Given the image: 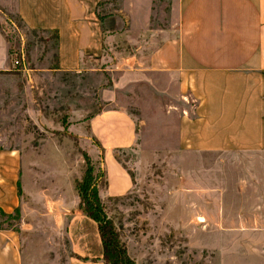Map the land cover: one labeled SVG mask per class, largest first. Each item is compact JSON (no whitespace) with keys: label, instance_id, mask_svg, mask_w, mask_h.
Returning <instances> with one entry per match:
<instances>
[{"label":"rangeland","instance_id":"obj_1","mask_svg":"<svg viewBox=\"0 0 264 264\" xmlns=\"http://www.w3.org/2000/svg\"><path fill=\"white\" fill-rule=\"evenodd\" d=\"M99 13L113 34L104 55L90 59L89 69L65 71L56 69L57 33L27 26L16 0H0V54L8 46L11 59L0 69V145L23 153L22 204L0 223L21 232L25 264H104L94 219L72 221L87 254L73 252L67 232L86 153L106 211L137 264H264L258 184L243 194L240 163L219 178L213 152L181 150L179 118L183 109L192 111V99L181 96L176 77L143 69L174 33L178 0H101ZM14 58L24 62L14 65ZM111 107L134 115L133 147L106 150L91 134L90 115ZM117 160L135 179L124 194L115 192Z\"/></svg>","mask_w":264,"mask_h":264},{"label":"crops","instance_id":"obj_2","mask_svg":"<svg viewBox=\"0 0 264 264\" xmlns=\"http://www.w3.org/2000/svg\"><path fill=\"white\" fill-rule=\"evenodd\" d=\"M100 1L16 0V12L27 26L57 33L56 69H89L90 59L102 57L113 36L103 26ZM178 8L174 33L143 69L176 77L181 96L192 99V111L183 109L179 118L180 149L213 152L219 178L228 175V165L240 163L243 194L257 183V196L264 197V0H178ZM7 51L8 46L0 54V69L11 64ZM87 124L103 149L138 143V123L122 107L98 109ZM115 166L121 179L115 192L124 194L135 179L121 161ZM22 173L21 148L0 145V212L21 207ZM79 201L78 195L67 232L73 252L82 255V235L72 224L86 215ZM22 240L20 231L0 224V264H25Z\"/></svg>","mask_w":264,"mask_h":264},{"label":"trees","instance_id":"obj_3","mask_svg":"<svg viewBox=\"0 0 264 264\" xmlns=\"http://www.w3.org/2000/svg\"><path fill=\"white\" fill-rule=\"evenodd\" d=\"M85 158L87 162L86 170L82 178L76 179V187L80 197L79 207L98 223V230L104 247L103 263L137 264L136 260L129 254L127 245L123 241L114 219L106 211L99 185L94 181L95 165L87 153ZM18 191H21V188H18ZM4 214L6 213L0 212V216Z\"/></svg>","mask_w":264,"mask_h":264},{"label":"built area","instance_id":"obj_4","mask_svg":"<svg viewBox=\"0 0 264 264\" xmlns=\"http://www.w3.org/2000/svg\"><path fill=\"white\" fill-rule=\"evenodd\" d=\"M23 61H21V59H18V58H14L12 61H13V64L16 65V64H21L22 62H24V59L22 58Z\"/></svg>","mask_w":264,"mask_h":264}]
</instances>
